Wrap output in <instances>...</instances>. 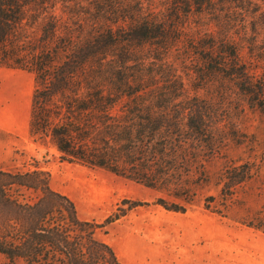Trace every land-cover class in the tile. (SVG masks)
<instances>
[{"label": "trees", "instance_id": "trees-1", "mask_svg": "<svg viewBox=\"0 0 264 264\" xmlns=\"http://www.w3.org/2000/svg\"><path fill=\"white\" fill-rule=\"evenodd\" d=\"M59 1L68 0H0V69L33 75L29 134L54 147L61 162L155 188L153 178L166 176L183 147L209 131L210 106L186 98L164 61L180 44L186 60L196 59L195 82H231L249 107L264 112V78L250 73L228 30L184 34L186 17L210 15L219 2L174 0L159 19L139 0L62 6L58 15ZM251 171L248 164L225 170L221 195L228 197ZM23 191L39 196L24 202ZM125 203L128 210L147 206ZM118 211L102 224L83 221L45 173L0 171V255L9 264H123L94 234L125 213ZM248 227L264 232V212Z\"/></svg>", "mask_w": 264, "mask_h": 264}, {"label": "rangeland", "instance_id": "rangeland-1", "mask_svg": "<svg viewBox=\"0 0 264 264\" xmlns=\"http://www.w3.org/2000/svg\"><path fill=\"white\" fill-rule=\"evenodd\" d=\"M94 1H59L56 14H62V6L66 11L76 4L88 8ZM139 1L160 19L174 0ZM213 1L219 2L214 13L185 18L184 34L217 36L220 29L228 30L241 61L257 79L264 78V0ZM184 52L180 44L164 61L176 70L186 98L210 106L205 116L209 131L201 141L183 147L166 176L153 178L155 188L61 162L54 147L35 141L29 134L34 78L20 70L0 69V171L45 173L50 188L66 195L83 221L102 224L124 209L94 233L123 264H264V232L248 227L264 212V112L249 107L231 82H195L190 61L196 65V59L191 55L186 60ZM241 164L251 167V177L224 197L221 175ZM22 194L28 203L39 196ZM159 199L185 212L167 211L157 205ZM132 201L147 206L128 210L125 202ZM0 264H9L2 255Z\"/></svg>", "mask_w": 264, "mask_h": 264}]
</instances>
